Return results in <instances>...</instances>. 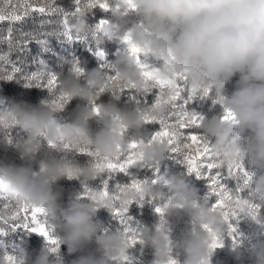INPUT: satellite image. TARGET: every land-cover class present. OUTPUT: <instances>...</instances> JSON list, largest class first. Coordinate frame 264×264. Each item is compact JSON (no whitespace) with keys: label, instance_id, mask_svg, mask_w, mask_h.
Returning a JSON list of instances; mask_svg holds the SVG:
<instances>
[{"label":"clouds","instance_id":"9594fccd","mask_svg":"<svg viewBox=\"0 0 264 264\" xmlns=\"http://www.w3.org/2000/svg\"><path fill=\"white\" fill-rule=\"evenodd\" d=\"M94 10L104 16L90 25ZM71 16L80 39L103 53L97 66L64 61L62 75L41 65L45 81L55 77L47 97L0 108V197L28 221L35 216V230H23L43 240L35 256L0 241V264H132L136 245L151 249L150 264H212L226 241L237 264H264V0H86ZM106 42L116 45L112 58L100 47ZM181 87L216 109L198 112L195 125L186 118L193 134L216 163L246 173L244 190L222 204L188 183L183 164V173L160 171L174 145L149 126L159 125ZM156 92V103H137ZM76 100L82 104L66 115ZM144 170L152 176L140 178ZM124 172L126 183L104 187L102 178ZM61 181L81 188L66 204ZM134 204L151 206V226L129 214ZM101 210L116 227L98 218ZM241 220L260 237L240 232ZM15 231L0 229V237ZM61 246L80 255L65 261Z\"/></svg>","mask_w":264,"mask_h":264},{"label":"snow or ice","instance_id":"6c2138e0","mask_svg":"<svg viewBox=\"0 0 264 264\" xmlns=\"http://www.w3.org/2000/svg\"><path fill=\"white\" fill-rule=\"evenodd\" d=\"M75 3L79 5L81 0H75ZM65 12L66 10L62 6H58L55 0H0V22H8L7 34L3 39L9 45V51L0 54V80H12L14 78L23 79L25 81V86L37 84L45 88L53 83L55 79L54 76L45 81L38 72L32 74L25 73L22 63L19 60L11 59V53L25 51L27 45L33 41H35L42 50H46L48 47V37L50 35H56L66 42L70 40L67 32L58 31L49 33L41 30L23 32L19 28H16L15 25H22L26 18H32L35 13V17H41L38 23L42 29L45 25L54 22L51 19L43 17H58ZM96 54L101 55L103 53L98 52ZM131 98L135 99V97ZM159 100L160 93H154L152 103H156ZM141 102L145 105L149 104L147 98L143 101H137V103ZM203 102V97L187 95L181 87L177 95L172 98L168 114L161 119L159 122V129L153 132V136L161 137L167 133L174 145L172 155L169 158L175 160L177 163L183 164L188 172L197 179L210 180L212 184L209 186L208 195H214L217 198V203L222 204L225 198H230L233 193L242 192L244 190L246 182L243 180V176L246 175V173L242 169L230 168L228 169L227 175L224 176V168L213 160L205 146V142L196 137L192 129L188 127L186 118L189 115H191V122L193 125L197 122L198 111H196L192 105L201 104ZM185 129L189 131L185 132ZM189 141H191V143H189ZM193 144L197 145L195 148L196 156H203L205 163H193L195 157L190 156L193 150ZM132 146L134 147L135 144L133 143ZM88 155L92 154L88 153ZM108 167H113V165H108ZM116 167L122 168V166ZM212 170H215L214 175L210 174ZM123 174L127 176L126 172ZM102 180L106 188H118L120 186L119 182L112 176L102 178ZM229 180L235 181V187H231L228 184ZM136 182V180H132V183L135 184ZM85 191H87V189H85ZM0 198L6 201L4 208L0 209V229L35 230L34 226L37 224L35 216H32L31 220L28 221L26 215H18L14 207L5 198ZM142 205L143 204H138L137 206ZM155 210L158 212L159 208ZM21 220H25V223L22 224ZM30 225L32 227H30ZM44 234L47 235V233Z\"/></svg>","mask_w":264,"mask_h":264},{"label":"trees","instance_id":"16d2710c","mask_svg":"<svg viewBox=\"0 0 264 264\" xmlns=\"http://www.w3.org/2000/svg\"><path fill=\"white\" fill-rule=\"evenodd\" d=\"M58 6H62L66 12L60 14L58 17H43L51 19L54 22L52 24L45 25L42 29L39 26V16L35 17L34 13L32 18H26L25 22L16 24L15 27L19 28L23 32L32 31H46L49 33H55L58 31L67 32L70 40L64 41L58 38L56 35H50L48 37V47L46 50H42L41 47L35 43L30 42L27 45V49L21 52H12L11 59L19 60L22 63L25 73L32 74L38 72L41 65H46L47 69L52 73H61L67 75L68 64L64 61H78L81 65H86L89 69L97 66L96 56H98L97 46L91 41L81 40L79 34L71 27L74 23V19L71 16L73 11L79 10L85 4L86 0H81V3L77 5L75 0H55ZM104 16L99 10H94L88 17V23L94 24L97 20ZM8 22H0V54L9 51V45L4 41L3 37L7 34ZM104 51L108 58H112V53L108 51V42L104 45ZM233 79V84L235 82ZM233 84H229L228 90L231 91ZM47 88L40 87L37 84L32 86H25L23 79H12V80H0V108L4 107L10 101H24L31 104H38L41 100L47 97ZM107 100V97L103 98ZM149 103L152 102V97H147ZM82 104V101H72L68 106V112L66 115H70L76 105ZM17 129H12L10 135L15 136ZM186 131V130H185ZM6 153L0 148V159H3ZM9 157H12L13 153L9 151L7 153ZM83 161L85 157H80ZM76 181H61V184L75 183ZM78 254V253H77ZM80 254V253H79Z\"/></svg>","mask_w":264,"mask_h":264},{"label":"rangeland","instance_id":"374dc122","mask_svg":"<svg viewBox=\"0 0 264 264\" xmlns=\"http://www.w3.org/2000/svg\"><path fill=\"white\" fill-rule=\"evenodd\" d=\"M101 48L104 49V46H100ZM108 51L110 53H114L116 51V45L113 43H108ZM107 55V54H106ZM192 107L200 112L201 114H206V115H211L216 109L210 105L209 102L205 101L201 104H193ZM159 129V125H151L149 126V132L150 134L154 132L155 130ZM186 130V131H185ZM184 131L187 132L189 131L188 129H185ZM194 129H192L193 131ZM191 143V141H189ZM197 147L196 144H193V150L190 153L191 157H195L193 163H205L204 157L203 156H196L195 153V148ZM165 170H169L171 172H184V168L181 164L177 163L173 159H169L165 162L164 165H162L160 171L164 172ZM228 172L227 168L223 169V175L226 176ZM212 175L215 174V170H212L211 173ZM138 176L140 178H149L152 176V172L149 170H144L140 173H138ZM117 181L118 182H124L126 183L128 181V177L124 176L123 173H119L117 176ZM188 183L196 188L200 195L204 196L207 194L209 190V186L212 184L210 180L206 179H197L194 175L190 176L188 179ZM228 184L231 187H235V181L234 180H229ZM66 189L65 195L61 200L62 204H66L67 202V195L69 193H78L81 191L80 185L78 182L75 183H67L66 186L63 185ZM213 200H215L214 195H210ZM6 201L2 198H0V209L4 208V204ZM261 213L264 214V209H261ZM129 214L133 217L134 220L148 224L151 226L155 222V215L153 213V209L149 205H142V206H137V205H132L131 208L129 209ZM23 215V213H22ZM29 219H31V214L29 213ZM98 218L102 220L105 225L109 227H116V222L112 220L111 216L109 213H107L104 210H101L98 213ZM236 226L238 227V230L245 235L251 236L253 238L260 237V229L258 226L253 224L250 221L247 220H241L236 222ZM0 241H2L5 244L11 243V244H24L26 245L27 249L29 252L35 256L38 254L39 249L43 243L42 237L35 233H30V234H25L23 229H17L14 233H10L7 236L0 237ZM231 241H226L225 247L223 249H218L215 253V255L212 258V264H217V261L222 262V264H237V262L232 258V256L228 252V243ZM60 254L64 257L65 261L75 259L79 253L73 254L69 256L67 254V250L65 246H61L60 249ZM132 254L134 256V260L132 261V264H150V262L153 259L151 249L145 248L141 250L139 245H136V247L132 250ZM183 259V257H181ZM243 264H249V261L247 257L244 258Z\"/></svg>","mask_w":264,"mask_h":264}]
</instances>
